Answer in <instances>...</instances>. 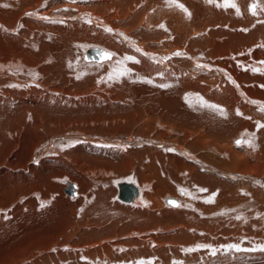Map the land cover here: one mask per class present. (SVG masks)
<instances>
[{"label": "bare ground", "instance_id": "bare-ground-1", "mask_svg": "<svg viewBox=\"0 0 264 264\" xmlns=\"http://www.w3.org/2000/svg\"><path fill=\"white\" fill-rule=\"evenodd\" d=\"M176 3L0 0V225L80 182L18 264H264V0Z\"/></svg>", "mask_w": 264, "mask_h": 264}, {"label": "rangeland", "instance_id": "rangeland-1", "mask_svg": "<svg viewBox=\"0 0 264 264\" xmlns=\"http://www.w3.org/2000/svg\"><path fill=\"white\" fill-rule=\"evenodd\" d=\"M65 167H67V166H65ZM65 167H63V168L58 167V168H54V169L51 167L52 170L50 169L51 173H55V172L63 173V175H68V176H65L63 181H60V184L64 183V186L58 187V189H60V188L61 189L56 190V193H55L56 195L50 196L46 189H44L45 191L44 190L41 191L40 197L41 196H42V198L47 197V199L49 200V204L48 205L46 204L47 207H46V205H41L39 203V201L37 200V198H35V196L30 193L29 195L33 196V198H27L28 200H30L29 201L30 203L27 202L28 200L26 201L27 203H29V210L27 209L28 205H27L26 209H23V212H20L19 210L17 212V211H15L16 209H14V210L12 209V214H11L10 218L11 217L14 218L17 216V221L15 223H13L14 225L13 224L6 225L5 222H7V220H4L3 222H1V225H0V264H18V262L19 263L21 262V259L23 260V258H25L24 260H26L27 258L34 256V254H35L34 251L37 250V247L46 246L48 243H51V242L52 243L53 242L60 243L62 240L64 241L65 238H67L69 235L72 234L71 231L76 230V228L72 227V226H71V229L69 227V230H71V231H69L68 228L64 227V225H65L63 223L64 218L66 216L70 215L69 212L66 211V214H64L63 211H62V213H59L58 209L55 208L57 205V202H56L57 199L56 198L57 197L59 198L60 194L65 195V196L66 195L70 196L66 192V187L68 186V184L66 183V179L73 181L76 184H78V189H79V183L80 182H78L79 178L77 179V174L73 171H70L69 168L66 170ZM49 172H47L48 174L46 176H48V175L51 176L50 175L51 173L49 174ZM80 187H82V186H80ZM61 191H64V192H61ZM28 197H30V196H28ZM74 197H76V196H74ZM32 200H35V201L32 202ZM66 207H67V205H66ZM15 208H18V206ZM42 209L43 210L51 209L52 210V211L50 210V212H52V215H50L51 217L48 219L45 218L44 220H42V222L41 221L37 222L38 221L37 218L34 220H29L30 216L27 215L28 212L34 213V211H36V210L40 211ZM53 211H55V212L53 213ZM13 213H14V216H13ZM46 214L49 215L48 213H46ZM22 215H24V216H22ZM22 220L23 221L27 220V221L23 223ZM70 222H71V220H70ZM60 224H62L61 230L56 228ZM52 234L54 236H52ZM41 239H44V240L40 241ZM42 258L45 261L46 255H43L40 257H34L30 261L25 262V264H31V263L32 264H44Z\"/></svg>", "mask_w": 264, "mask_h": 264}, {"label": "snow or ice", "instance_id": "snow-or-ice-1", "mask_svg": "<svg viewBox=\"0 0 264 264\" xmlns=\"http://www.w3.org/2000/svg\"><path fill=\"white\" fill-rule=\"evenodd\" d=\"M74 2V0H73ZM168 2H171V3H176V0H168ZM207 2L209 3H213L214 0H207ZM224 2V6L226 7H233V8H236L237 9V12H239V9L237 8L236 4H235V0H223ZM4 7H8V5H3ZM176 6L179 7L182 11H184L187 15H191L190 13L187 12V9L184 8V6L182 4H178L176 3ZM256 7L257 5L255 3H253L251 6H250V11L252 12L253 15H256ZM28 15H31V13H29ZM160 27H164L163 25H161ZM107 31H111V29H106ZM139 51V49H137ZM106 58H110L112 56V53H105L104 54ZM177 55H180V53H177ZM129 59H132V58H129ZM198 67H200L198 65ZM202 103L205 104V106H208V107H216V106H213V105H207V102H204L201 100ZM253 103H256V102H253ZM261 111H264V106H261L260 108ZM222 111V110H221ZM238 115H240V113H238ZM259 127H264V125H259ZM251 146V141L248 142ZM202 191H204V189H201ZM211 202V201H209ZM171 205L173 206H179L178 203L176 201H170L169 202ZM237 219H240V217H237ZM232 247H235L238 251L240 250L238 246L234 245ZM261 250H264V247L261 248ZM189 251H192V249H189Z\"/></svg>", "mask_w": 264, "mask_h": 264}]
</instances>
